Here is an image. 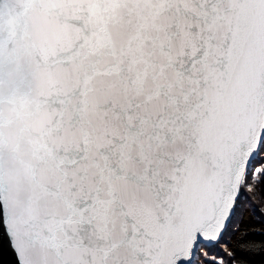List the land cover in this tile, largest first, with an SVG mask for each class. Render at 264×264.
<instances>
[{"label":"snow or ice","instance_id":"snow-or-ice-1","mask_svg":"<svg viewBox=\"0 0 264 264\" xmlns=\"http://www.w3.org/2000/svg\"><path fill=\"white\" fill-rule=\"evenodd\" d=\"M4 92L0 264H264V0H0Z\"/></svg>","mask_w":264,"mask_h":264},{"label":"water","instance_id":"water-1","mask_svg":"<svg viewBox=\"0 0 264 264\" xmlns=\"http://www.w3.org/2000/svg\"><path fill=\"white\" fill-rule=\"evenodd\" d=\"M0 95L3 96L5 101L11 98V94L8 92H4ZM23 126V121L19 118L17 113L10 112L7 114L4 135L11 138L15 147L12 150H9V146L5 145L4 149L0 150V158L10 161L6 166V175H11L13 177L11 186L14 191H17L18 199L21 202L26 199L27 190V184L24 179V165L31 159L22 133ZM0 230H2V219H0Z\"/></svg>","mask_w":264,"mask_h":264}]
</instances>
